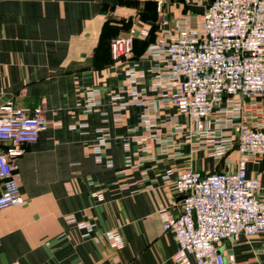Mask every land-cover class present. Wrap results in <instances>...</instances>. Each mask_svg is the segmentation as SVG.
<instances>
[{
	"label": "crops",
	"instance_id": "obj_1",
	"mask_svg": "<svg viewBox=\"0 0 264 264\" xmlns=\"http://www.w3.org/2000/svg\"><path fill=\"white\" fill-rule=\"evenodd\" d=\"M184 1L0 0V115L1 107L11 102L30 110L40 106L48 120L38 141L21 144L23 153L12 158L25 201L0 210V264H177L179 243L173 231H164L161 214L162 209L173 216L181 213L176 174L185 169L233 170L239 158L237 144L227 155L232 163H227L205 147L179 145L177 135L172 144L146 142L150 150L141 154L150 158L128 180L133 184L123 188L126 155L143 145L135 139L147 133L143 128L136 131L143 111L138 104L130 105L127 121L116 126L111 97L127 82L126 70L136 61L142 72L138 89L156 93L154 62L143 58L152 43V23L175 32L185 15L202 14L212 0ZM135 28H146L148 35L136 36L130 59L115 60L111 39ZM90 88L101 91L102 103L82 118L84 99L79 93ZM158 111L164 119L178 115L180 123L187 121L174 105L158 106ZM246 113L254 115L253 127L262 122L264 128V96L255 106L247 105ZM216 116L206 121L207 128L218 127ZM81 122L87 126H79ZM103 126L111 135V148L104 154L111 155L113 166L98 162L93 151L97 129ZM8 145L0 139V151ZM169 169L176 173L165 179ZM247 173L261 179L257 195L264 198V155L250 158ZM2 190L0 179V194ZM98 191L103 192L102 200ZM69 215L96 227L84 236L66 221ZM114 228L123 236L120 248L111 246L104 235ZM220 250L233 254L240 264H264V234H242Z\"/></svg>",
	"mask_w": 264,
	"mask_h": 264
},
{
	"label": "built area",
	"instance_id": "obj_2",
	"mask_svg": "<svg viewBox=\"0 0 264 264\" xmlns=\"http://www.w3.org/2000/svg\"><path fill=\"white\" fill-rule=\"evenodd\" d=\"M137 35L146 36L148 30L135 28L131 34L111 39L115 60L132 57ZM143 58L154 62L152 88L156 93L149 95L138 89L142 72L136 61L126 70L127 82L111 97L115 125L122 126L128 119V107L138 104L143 111L136 131L143 128L147 133L135 139L143 145L126 155L127 180L120 185L127 188L133 184L128 180L150 158L141 152H148L151 142L172 144L177 135L179 145L190 143L193 150L205 147L216 158H226L227 163H232L227 155L237 144L239 158L233 170L177 172L174 183L181 197V213L173 216L162 209L161 214L164 231H173L179 243L177 264H193L192 258L195 264H240L233 254L221 252L220 247L225 242H236L242 234H264V198L257 195L262 181L247 173L250 158L264 155V128L262 122L253 127L250 120L254 115L246 113L247 105L255 106L256 99L264 96V0H212L202 14L185 15L175 32L160 28ZM79 95L84 99L82 118L102 103L98 88ZM172 105L186 116V123H180L178 115L162 118L158 106ZM1 110L0 139L9 145L0 151V210L24 203L12 158L23 153L21 144L37 142L48 124L40 106L30 110L9 102ZM214 115H218V127L207 128L206 121ZM78 125L86 127L87 123ZM97 133L93 148L96 159L113 166L111 155L104 154L111 148L109 128L99 127ZM192 138L199 139L189 142ZM125 150L131 151L130 143ZM175 173L169 169L164 178ZM96 196L99 200L104 197L102 191ZM66 221L83 230L84 236L96 227V223L79 221L74 215L67 216ZM104 235L111 246L124 245L119 229L108 230Z\"/></svg>",
	"mask_w": 264,
	"mask_h": 264
},
{
	"label": "trees",
	"instance_id": "obj_3",
	"mask_svg": "<svg viewBox=\"0 0 264 264\" xmlns=\"http://www.w3.org/2000/svg\"><path fill=\"white\" fill-rule=\"evenodd\" d=\"M142 17H143V15H142ZM153 17H156V16H154V15H152L151 16V18H153ZM158 25L157 24H155L154 22L152 23V26H151V29H150V31H149V39H148V42H153V41H155V39H156V36H157V31H158ZM115 37V36H114ZM136 41V40H135ZM135 41H134V44H135Z\"/></svg>",
	"mask_w": 264,
	"mask_h": 264
},
{
	"label": "rangeland",
	"instance_id": "obj_4",
	"mask_svg": "<svg viewBox=\"0 0 264 264\" xmlns=\"http://www.w3.org/2000/svg\"><path fill=\"white\" fill-rule=\"evenodd\" d=\"M183 3L185 4V1L183 0Z\"/></svg>",
	"mask_w": 264,
	"mask_h": 264
}]
</instances>
